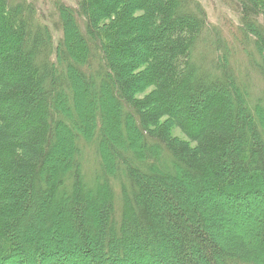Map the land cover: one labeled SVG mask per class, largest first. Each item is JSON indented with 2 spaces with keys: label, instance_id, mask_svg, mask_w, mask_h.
<instances>
[{
  "label": "trees",
  "instance_id": "16d2710c",
  "mask_svg": "<svg viewBox=\"0 0 264 264\" xmlns=\"http://www.w3.org/2000/svg\"><path fill=\"white\" fill-rule=\"evenodd\" d=\"M71 1L0 0V264H264V0Z\"/></svg>",
  "mask_w": 264,
  "mask_h": 264
},
{
  "label": "rangeland",
  "instance_id": "374dc122",
  "mask_svg": "<svg viewBox=\"0 0 264 264\" xmlns=\"http://www.w3.org/2000/svg\"><path fill=\"white\" fill-rule=\"evenodd\" d=\"M51 1L53 0H38V5L47 7ZM60 1L64 2L65 0H60ZM68 1L72 2L71 0H68ZM230 2H232V0H230ZM199 4L208 13L209 15L208 20L211 26H214L216 29L220 30L223 39L229 41V38H232L234 36V33H236L237 31L238 19L236 15L232 12V9L226 6V1L224 2V0H199ZM253 228L255 229V227H250L248 231L246 232L241 231V232L246 233V235L255 234L254 233L255 230ZM234 233L236 235L238 233V230L234 231ZM243 239L247 243H252L255 240L254 238H251V237L247 238V236H245ZM63 251H69V250H63ZM35 255H38V253H35ZM18 260H20V258ZM68 260L69 262L71 261L73 264H86L87 263L86 258L75 257V255H71L68 258ZM26 263H27V260L25 259L24 264Z\"/></svg>",
  "mask_w": 264,
  "mask_h": 264
}]
</instances>
